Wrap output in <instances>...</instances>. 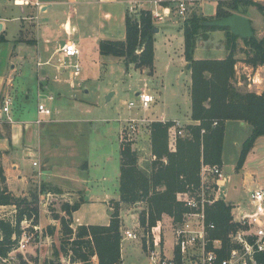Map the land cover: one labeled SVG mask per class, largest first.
Masks as SVG:
<instances>
[{"label": "trees", "instance_id": "trees-1", "mask_svg": "<svg viewBox=\"0 0 264 264\" xmlns=\"http://www.w3.org/2000/svg\"><path fill=\"white\" fill-rule=\"evenodd\" d=\"M256 5L252 0H217L215 15L206 18L193 14L182 24L184 38V58L189 64L191 75L190 98L191 119L195 122L186 128L187 137L177 136L175 150L168 147V129L173 121H153L150 124V152L153 159L149 168L138 165L137 156L129 144H121L119 169V200L112 203L110 220L107 225L89 224L77 228L76 238L68 241L71 235L69 224L72 213L76 211L81 201L72 204L64 203L61 210L68 216L54 214V219L61 223L62 243L61 253L68 255L71 264H90L91 256H96L97 264H118L121 262V231L119 206L121 203L145 202L146 210L139 215L142 226L155 225L167 214L173 221H178L185 207L176 199V194L199 184L201 163L222 164V148L225 133V123L228 120H241L250 127L249 135L243 140L235 165L242 168L245 158L252 149L255 140L264 136V92L256 93L238 88L235 85V65L237 58V35L232 34L227 27L206 26L209 19L222 18L237 13L247 15V8ZM139 19L125 16V38L123 40H101L99 53L102 56H112L122 60L125 65L132 64L136 69L154 66V33L155 25L151 15L139 11ZM211 19V20H212ZM221 29L226 32V48L228 54L222 59H195L194 51L198 36L207 38L202 31ZM248 48L245 51L244 63L252 69L264 66V38L255 36L242 39ZM216 122V124H214ZM203 130V132H202ZM46 185L42 184L41 190ZM51 190L59 192V189ZM38 195L30 193V199L15 196L6 186V176L0 154V204H13L19 208L18 223L13 226L8 219H0V256H5L15 242L12 236L20 234L19 221L26 217L39 219L37 207ZM208 220L214 222L216 229L212 232L214 238H222L228 245L226 235L236 225L230 223V206L219 200L207 209ZM50 234L53 227H48ZM59 251H54L56 259L50 264H60ZM175 259L179 263V250H174Z\"/></svg>", "mask_w": 264, "mask_h": 264}, {"label": "rangeland", "instance_id": "rangeland-1", "mask_svg": "<svg viewBox=\"0 0 264 264\" xmlns=\"http://www.w3.org/2000/svg\"><path fill=\"white\" fill-rule=\"evenodd\" d=\"M257 10L256 5H251L247 8L246 13L249 12L250 15H256V13H258ZM130 15L132 19H139L140 17V13L138 14V12ZM198 15H203L206 18L212 17L201 11ZM152 22L158 28H160L162 24L172 25L182 42V33L180 32L182 23L180 19L171 16L169 19L163 21L152 19ZM252 28L254 32L253 36L257 39H261L256 36V27L252 25ZM257 29L259 30V28ZM123 30L124 28L121 25L117 31V33L119 32L122 34V37ZM217 31L220 30L211 29L202 31L206 33V39H203L201 35L198 36L197 45H199L200 48V45H202V48H204L203 55L206 58L216 56L218 51L221 54L223 49L225 55L228 54L226 48V32L221 30V32L218 33ZM162 37V35H159L157 38L156 63L154 64L156 70L160 74V78L164 81V88L161 86L158 87L160 92L155 88H151V85H154V83L152 84L153 80L146 71L141 72L139 69L131 67V65H125L123 62H119L117 60L118 58L102 56L99 55V53L97 56L85 57L83 60L79 59L81 75L74 78L71 88L68 85L65 87L67 94L59 95L55 89H51L53 100L49 101L48 104L52 109V116L50 115L51 117L48 118L55 120L51 123L49 128H51L53 132V142L57 143L59 146L60 154H58L57 157H63L60 158L64 160L61 167H68L69 170L65 171L68 178L80 176L81 180H78L77 186L85 187L86 191L89 192L88 194H84V188H82L81 191H69L68 193H64L65 198L54 200L53 203L48 206V212H46V214L43 209H38L41 225L47 229L49 226L53 227V233L51 235L54 237L50 245L47 246V249L52 250V256H54L55 250L61 252L60 246L63 241L60 220L55 219L58 222V228L55 224L50 223L49 220L51 218L54 219V214H59L68 218L66 214H60L62 212L61 205L64 203L72 204L76 201H81L84 194V196L88 198V201H86L81 208L79 206L80 210L78 214L84 215L86 221L99 222L107 219L106 216L108 211L104 201L105 198L115 197L114 193L117 190L120 169L119 149L122 143L129 144L130 148L135 151L137 162L140 167L149 168L150 162L153 159L150 153V131L148 130L147 132L140 133L136 138L131 139V136H127L125 131H123L124 135L121 132L123 126L120 120L130 116L147 115L153 122L155 121L154 117L150 116H159L161 112L167 111L170 113V118H179L181 122L185 121L184 112L187 110V105L184 101L186 95H184L182 87L186 82L185 81L183 84V79H186L188 74H186L185 71L179 74V66L177 64L178 56L175 55L176 57L171 61L169 49L163 44ZM0 44H2V42ZM177 48H180L179 44H177ZM211 48H215V52H212ZM247 50L248 48L245 46L243 40L238 38L237 50L235 53V57L238 59L235 65V76H237L238 79L242 77L244 80L243 85H241L243 88L241 89L255 91V86L257 85L255 84L249 88L247 76L250 75V77H254L257 70L261 75H263V72L262 67H258L254 70L244 63L245 51ZM11 51L12 46H10V44L5 43L2 44V46L0 45V78L2 77L3 80H6L7 77H11L12 84L16 90L18 109L22 107L33 109L37 107V81L31 70V66L33 68L35 64L33 66L25 61V67H23V69L20 68L19 73L11 74V65L15 63V61L12 62L10 59ZM57 64H59L58 59ZM187 66L188 64H186L185 69L189 70ZM62 70H66V73L69 75L72 68L69 67L61 69V71ZM150 71L152 73V70ZM48 75V81L53 83L52 78L54 75L50 68ZM144 83L150 85L149 92L157 97L156 102L150 104L149 110L145 112L138 109L129 110L126 103L136 100L135 92L142 89ZM44 85L46 86V84ZM110 92L113 94L110 100L106 101L105 97ZM1 99L3 98H0V104L2 101ZM40 99L46 102L45 95H42ZM31 120L32 119L28 117L23 123H29ZM150 124L151 122L149 123L148 129ZM188 125L189 124L183 123L182 126H179L180 129L177 130V136L187 137L189 135L186 128ZM249 129L248 126L237 128L232 122L226 127L221 161L224 171L231 177L232 181L230 183L238 184L237 190L232 191L229 189V195L227 196L228 200L232 198L237 200L247 199L250 189L256 186L264 187V137L262 138L263 140L257 142L255 140L254 148L248 153H251V155L247 158V154L242 165L244 169L243 172L251 174L250 178H247L245 183H243L241 178L242 171L234 168L238 159L240 146L243 140L249 135ZM8 132V122L0 123V135H7ZM74 165L80 166V168H74ZM25 166H30L28 161H26ZM57 170H59V168ZM29 176L28 184L25 188L17 187L14 183L11 184V188L16 193L14 194L12 191L11 192L15 196L18 195L17 197L21 199L25 198L27 201L30 199V193H38V189L42 186V184H40V186L36 184V186L31 182V179L37 176L36 172ZM68 189H70V187ZM72 192H79L80 194H77L78 198L76 195L73 196V194H71ZM72 197L75 200L71 199V202L66 201ZM134 207L135 210H133ZM146 208L145 202H139L138 205L137 203H123L122 210L124 211L122 212L124 215H128V211H138L140 215ZM11 209L12 208L8 206L6 211ZM43 215H45V218ZM122 220L124 219L122 218ZM127 221L128 220H126V224ZM78 226L80 225L73 224V221L69 224L71 235L66 236L69 237L68 241H72L76 238ZM48 233L50 232L48 231ZM122 242L123 239H121V244ZM92 257L93 256L90 258V264H93L97 259L96 257ZM141 261L143 264H146L144 257L141 258ZM125 262L127 263V261Z\"/></svg>", "mask_w": 264, "mask_h": 264}, {"label": "crops", "instance_id": "crops-1", "mask_svg": "<svg viewBox=\"0 0 264 264\" xmlns=\"http://www.w3.org/2000/svg\"><path fill=\"white\" fill-rule=\"evenodd\" d=\"M36 1L40 3V8L35 6L34 4L24 6L14 4L13 0H0V43H7L12 46L10 59L12 62L15 61V63L11 65V74L19 73L20 68L23 69V67H25L24 65L26 64V62L30 63V65L33 66L35 64L33 68L31 66V70L33 71L32 73L35 75L37 81V97L39 94L41 96L52 95L51 89H55V91H57L59 95H65L67 94V91H65V87L68 85L71 88V85L69 84V82H67L69 80L70 74L68 75L66 73V70L61 71V69L64 68H60L57 64L59 48L64 44V42L73 41L81 52L79 59L83 60V58L85 57H93L98 55L99 42L101 40H118L125 38V16L128 13V3L132 0ZM253 1L256 3L258 13H256V15H250V13L248 12L245 16L250 20L251 25H253V27H256V36L264 38V0ZM216 7L217 0H206L202 4L201 10L206 15L213 16L215 15ZM121 25L124 28L123 37L121 33H117ZM257 28H259V30ZM219 30L220 31H217L218 33L221 32V29ZM180 32L182 33L181 28ZM159 35L163 36V44L169 49V57L171 61L174 60V58L176 57L175 55L178 56L177 64L179 66V74L184 73V71L186 74H188L186 79H183V84L185 81L186 82L182 87L184 95H186L184 101L186 102L187 110L186 112H184V122H181L179 118H170V113L167 111L161 112L159 116L150 117H154L155 121L166 122L176 120L179 121L181 126L183 123L193 124L195 122L191 119L190 115L191 75L190 71L185 69L187 62L184 58L183 33L181 34V42L177 32L175 31L172 25H160V28H158V32L154 34V64L156 63V42ZM2 44L0 45L2 46ZM177 44L180 45L179 49L177 48ZM200 46L201 48L199 47V45L196 46L194 51V58L207 59L203 55L204 48H202V45ZM211 50L212 52H215V48H211ZM225 56L226 55L223 49V52L221 54L218 51L216 53V56H213L212 58L222 59ZM117 60L119 62H122L120 59ZM38 62H40L41 65L38 66ZM130 65L131 67H133L132 64ZM49 68L54 75L52 78L53 83L48 81ZM139 70L141 72L146 71L149 74V77L153 80L152 84L154 83V85H151L152 89L155 88L160 92L158 87L161 86L162 88H164V81L160 78V74L156 70L155 65L153 66L152 73L148 68H143ZM247 79L249 88H251L255 84L257 85L255 86L254 92H264V74H259V71L257 70V73L254 77H250V75H248ZM6 80H3L2 77L0 78V96L4 98L8 95L13 98V104L11 106L10 111V117L12 118V122H8V134L0 135V153L4 174L6 176V186L8 187V189L14 194L16 193L11 188V184L13 183L17 187L19 186L21 188H25V186L28 184V178L30 177L29 175L36 172L37 176H34V179H31V182H33L35 185L38 184V186H40V184H45L46 191L64 194L68 193L69 191H81L82 188H84L83 193L88 194L89 192L86 191L85 187L77 186V182L78 180H81V177L74 176L73 178H68V175L65 173V171L69 170L68 167H61V165L63 164L62 162L64 160L60 159L63 158L61 155V157H57V155L60 154L59 146L57 143L53 142V132L51 131V128H49L51 123L55 120L47 118V121L42 123L38 127L31 126L28 128H24L23 121L26 118L29 117L33 120L36 117V107L33 109L24 107L18 109L16 90L12 84V79L11 77H7ZM243 81L244 80L242 77L238 79L237 76H235V84L239 88H243L241 87V85H243ZM44 84H46V86ZM149 88L150 85L148 83H144V87L136 91L135 96L141 90L149 92ZM150 94L153 96L154 99L152 103H155L157 97L152 93ZM230 122L235 124L237 128L248 126L246 122L241 120H228L225 123V131L227 125ZM248 128L250 127L248 126ZM263 137L264 136H259L256 139V142L259 140H263ZM254 146L255 143L252 149L254 148ZM249 155H251V153L248 154L247 158L249 157ZM26 161L29 162V167L25 166ZM33 161H37L36 166L32 164ZM76 167L80 168V166L74 165V168ZM58 168L59 170H57ZM239 171H242L241 178L243 183H245L246 179L250 178L251 174H247V172L244 173L243 168H241ZM230 181H232L231 177ZM232 186L236 187L237 190L238 184L233 183ZM69 187L70 189H68ZM52 188L59 189V192L51 190ZM78 193L72 192L71 194H73V196L76 195L77 197ZM84 194L83 198L79 197L82 198L80 208L84 205L86 201H88V198H86ZM114 195L115 197L105 198L104 202L107 205L108 211V214L106 216L107 219L105 221H86L84 215L78 214V211L80 210L79 208L78 210L72 213L73 224L107 225L110 220L112 203L114 202V200H119L118 186ZM71 199L73 200L74 198L72 197ZM138 204L139 202L137 203V205ZM122 206L123 203L120 204V228H130L131 222L135 221L138 217V211L127 210L129 212L128 215H124V213L122 212L124 211L122 210ZM133 210H135V207ZM44 213L46 214V212ZM62 213L63 211L60 214ZM43 217L45 218V215H43ZM122 218L124 220H122ZM125 219L128 220L127 224ZM49 221L50 223H53L56 226L57 220L51 218ZM160 223L166 235V250L169 254H171L173 247V239L170 229V226L172 224V218L167 214H164L162 215ZM142 257L145 258L146 264H148L145 248L139 240L123 239V242L121 244V262L118 264H143V262L141 261ZM125 261H127V263ZM93 264H97V260Z\"/></svg>", "mask_w": 264, "mask_h": 264}, {"label": "built area", "instance_id": "built-area-1", "mask_svg": "<svg viewBox=\"0 0 264 264\" xmlns=\"http://www.w3.org/2000/svg\"><path fill=\"white\" fill-rule=\"evenodd\" d=\"M206 0H132L128 3L127 11L135 14L146 11L156 21H163L174 16L183 24L191 15L202 12V4ZM14 4L28 6L34 4L40 8V3L33 0H13ZM81 52L73 41H66L58 50V66L72 68L69 84L73 86L74 78L81 75L79 56ZM37 65H41L40 62ZM37 97L36 117L29 123H23L24 128L38 127L47 121L52 109L47 101L52 95L45 96V101ZM154 101L153 96L141 90L135 101H129L126 106L129 110L138 109L148 111ZM13 98L5 96L0 104V123L12 122L10 117ZM123 129L121 132L131 139L140 133L147 132L152 119L149 116H130L120 120ZM165 122V121H162ZM216 124V122H214ZM179 121L174 120L168 129V147L175 150ZM203 132V130H202ZM151 153V152H150ZM34 166L37 161H33ZM230 177L223 170L222 165L202 162L199 171V184L176 194V199L185 207L181 218L173 221L170 226L173 239L172 252L166 250V235L160 223L144 226L139 221V214L131 227L121 229V239L139 240L145 248L148 264H264V187L258 186L249 190L247 199H227L229 189L236 190L230 183ZM65 198L64 194L53 193L38 189L37 207L48 212V206L54 200ZM222 200L230 206V223L236 228L231 229L224 245L222 238H214L212 232L216 229L214 222L208 220L207 209L215 202ZM71 202V198L66 200ZM12 208L6 211L7 207ZM19 208L13 204H0V219H8L13 226L17 221ZM64 215V212H63ZM58 228V222L56 224ZM20 234L12 236L15 241L5 256H0V264H50L54 260L52 250L47 246L54 237L48 229L31 218H22L19 221ZM179 250L180 261L175 259L174 250ZM50 256V257H49ZM70 255L64 256L59 252L60 264H71ZM94 255L92 258H95ZM97 260V259H96ZM95 262V261H94ZM93 262V263H94Z\"/></svg>", "mask_w": 264, "mask_h": 264}, {"label": "water", "instance_id": "water-1", "mask_svg": "<svg viewBox=\"0 0 264 264\" xmlns=\"http://www.w3.org/2000/svg\"><path fill=\"white\" fill-rule=\"evenodd\" d=\"M204 25L215 26V27H227L232 34L239 36L241 39L250 38L254 35L250 20L246 16L237 13L222 18H215L212 20H208L204 22ZM0 29H1V24H0ZM157 32H158V27L155 26L153 28V33L155 34ZM189 68L190 66L188 64L187 69ZM262 72L264 74V66L262 67ZM112 94L113 93L110 92L106 95L105 97L106 101L110 100Z\"/></svg>", "mask_w": 264, "mask_h": 264}]
</instances>
